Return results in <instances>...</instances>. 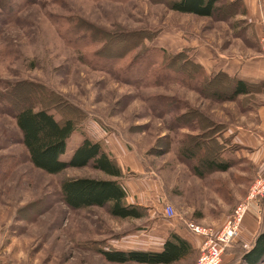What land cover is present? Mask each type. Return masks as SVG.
Segmentation results:
<instances>
[{"label": "rangeland", "instance_id": "rangeland-1", "mask_svg": "<svg viewBox=\"0 0 264 264\" xmlns=\"http://www.w3.org/2000/svg\"><path fill=\"white\" fill-rule=\"evenodd\" d=\"M55 17L57 26L52 19ZM65 18L93 31L98 40L92 46L73 48L61 36L67 29ZM233 20L179 14L151 0H0V159L4 157V163L12 160L11 169L0 167V264H113L99 253L106 247L160 252L162 248L157 245L171 233L191 236L183 221L166 218L159 203L162 195L168 197L179 218L202 226L217 229L232 216L261 178L258 166L242 146L229 141V145L224 142L213 148L210 142L203 144L212 135H202L210 130L214 137L220 135L227 124L242 118L247 123L257 120L256 114L264 110V92L227 101L205 97L198 88L173 80L159 86L140 80L135 84L119 78L116 67L101 68L108 61L107 55L99 67L91 64L89 55L102 51L105 40L111 38L112 52L120 54L117 49L123 43L122 35L135 42L137 36L152 35L146 45L158 48L161 33L176 40L170 34L182 29L213 39L229 54L253 57L254 53L233 41L231 25H236L238 32L248 30L245 45L262 55L249 25L236 21V17ZM144 52L143 45L137 46L121 66L143 58ZM148 55L146 64L157 62L156 53ZM141 60L140 68L144 65ZM34 83L53 93L48 103L43 100L44 107L69 113L76 105L86 113L85 124L69 139L61 160L70 161L86 137L100 141L122 169L123 186L129 196L132 192L135 196L131 202L143 206V219L115 218L108 207L72 210L65 204V180L108 178L92 166L49 175L32 165L21 142L15 109L5 102L4 94L18 84L16 96L24 103L35 93L30 87ZM215 87L212 90L218 94L227 92L224 85ZM34 103L35 108L42 107ZM179 117L182 123L177 121ZM186 136L199 137L188 141ZM205 157L219 158L231 168L200 178L194 167ZM262 197L250 201L247 213ZM260 216L264 228V213ZM199 255L196 252L178 264H197Z\"/></svg>", "mask_w": 264, "mask_h": 264}, {"label": "trees", "instance_id": "trees-1", "mask_svg": "<svg viewBox=\"0 0 264 264\" xmlns=\"http://www.w3.org/2000/svg\"><path fill=\"white\" fill-rule=\"evenodd\" d=\"M26 1L30 2L31 0ZM151 1L166 5L170 11L185 15H195L201 18H218L225 21L239 15H247V10L242 0L228 2L222 6H219L220 0ZM52 19L57 26L58 18ZM64 20L67 29L61 36L73 48H85L89 44L92 46L98 40L94 36L95 33L93 31H89L83 27L88 31V35L85 37V30L80 25L78 27V22H72L66 18ZM244 23L246 22L244 21ZM80 24L84 26L83 21ZM91 32L93 36L90 34ZM151 36L146 34L137 36L135 42L122 35L121 43H123L117 49L121 51L120 54L112 52V49H114L113 42H111L112 38L105 40L104 47L101 49L102 51L89 55L90 62L95 66L101 65L103 63L100 62L105 61L104 57L107 55L108 61L101 68L111 70L112 67H116L115 71L119 78L129 80V82L133 81L135 84H137V80H140L143 81V84L146 83L153 86L171 83L173 80L183 83L192 89L198 88L203 96H209L218 100L235 101L241 96L264 92V83H252L239 78H232L225 72L209 75L202 65L196 63L188 55V51L186 50L173 54L163 48L148 47L146 42L151 41ZM117 38L114 37V39ZM139 45L145 47L143 58H138V60L133 59L127 65L121 66L123 60L135 51ZM153 52L158 56L157 62L153 61V63L146 64V57H149L150 55L148 54H152ZM141 59L144 61V68H140L139 62L142 61ZM159 60L161 61L159 62ZM155 66H158L156 70L153 69ZM117 67L120 68L117 69ZM136 68L137 75H134ZM166 71H168L167 75L164 74ZM171 73L176 74V77ZM31 85L30 87L35 93L31 98L24 99L25 104L22 101L23 99L18 100L16 96L18 84L13 85L4 95L5 102L13 110L15 109L16 124L22 135L21 142L28 152L32 165L49 175H58L67 169H81L92 166L95 170L100 171L111 179L102 180L82 177L65 180L62 183V195L65 204L72 210L108 207L110 215L115 218L122 220L143 219V207L128 203V193L122 183L123 171L117 165L116 160L105 151L100 141H94L86 137L77 147L70 161L61 160V157L67 151L69 139L75 132H79V127L85 124L86 113L76 105H74L75 108L71 107L68 111L69 113L52 110V107H44L43 100L45 103H48L53 93H48L47 87L44 85L36 83ZM222 85L226 87L227 92L218 94V92L212 90L215 86L216 89ZM34 102H39L42 107L35 108ZM56 114L60 117L59 119ZM187 116L189 117L190 113H187ZM79 118H81L80 122ZM180 118L177 121L181 122L183 120V118ZM80 132L84 133V131ZM209 133L212 137H210L209 141H204L206 143L203 144L207 145L210 142L213 148H217L216 144H219V142L214 137L213 130L203 133L202 136L205 138L206 134ZM198 137L188 136L187 139L188 141H195ZM186 151L189 153L191 150L186 149ZM188 159L192 160L193 157L190 156ZM8 160L12 162L10 158ZM4 161V157H1L0 167L11 169V163H4ZM230 168L231 165L228 162H224L219 158L205 157L199 161L198 166L194 167V173L203 178L205 174L227 172ZM2 170L0 169V171ZM259 209L260 213L263 214L264 195L259 204ZM196 252H200L201 254V249H196L188 239L177 233L170 234L160 252L152 250L123 251L114 247L99 249V253L105 261L113 264H178L193 258ZM229 254L234 255V259L230 264H264L263 226H261L254 236L250 247L245 248L244 244L237 242L226 249L224 257Z\"/></svg>", "mask_w": 264, "mask_h": 264}, {"label": "crops", "instance_id": "crops-1", "mask_svg": "<svg viewBox=\"0 0 264 264\" xmlns=\"http://www.w3.org/2000/svg\"><path fill=\"white\" fill-rule=\"evenodd\" d=\"M233 1L235 0H220L222 4ZM242 1L247 10V15L237 16L236 21L242 20L241 22H246V26L249 25V31L251 32L250 35H253V38L255 39L256 44L259 47V35L261 33V30L264 28V0ZM230 20L232 21L233 19ZM235 26L231 25L232 33L234 32L233 34H235V38L233 39V41L238 42V46L245 47L251 53H254L253 57L245 58L241 57L240 55L229 54L226 50L219 48L213 39L203 37L201 38L193 34V31L184 32L182 29L175 30L172 32V34L169 33L171 37H177L178 39L176 40L166 37L167 34H165L164 32L161 33V35L157 38V41H161V45H156V47L163 48L167 51L175 53L185 50L188 51V55L196 63L202 65L209 75L216 74L218 72H225L232 78H239L252 83H264V57H262L261 54L257 53V49L245 45L246 42L244 41V39L249 33L245 31L248 30H245L244 32H238L236 31V29L238 28L236 27L235 29ZM250 35L248 36L249 38H251ZM245 40L247 41V39ZM258 114H256L257 120L251 121L249 123H247L244 118H242V120L238 123L227 124L228 127L224 129V131L222 130L220 135H217L215 137L221 146L222 144H224V142H226V146L229 145V141H232V144L242 146L243 149L250 151L249 157L251 161L258 166V177L260 176L264 179V110L259 111ZM259 117L261 119V122L258 119ZM82 141L80 142V144L82 143ZM109 179L111 178L108 177L107 179L102 180ZM131 199H135L133 192L130 196L128 193V203L142 206L138 203L131 202ZM260 214L261 213L259 205L254 204L250 206L247 216L241 225L240 235L237 239V242H241L242 244H244L245 248L250 247L254 236L262 226ZM227 220H225L224 223ZM221 227L217 228V230H220ZM179 235L182 236L181 234ZM182 237L188 239L196 249H200L202 240L200 237L193 234H191L190 237ZM164 242L165 240L159 243L157 246L162 248ZM233 259L234 255L229 254L224 257L223 263H230Z\"/></svg>", "mask_w": 264, "mask_h": 264}, {"label": "built area", "instance_id": "built-area-1", "mask_svg": "<svg viewBox=\"0 0 264 264\" xmlns=\"http://www.w3.org/2000/svg\"><path fill=\"white\" fill-rule=\"evenodd\" d=\"M259 42L264 57V28L259 35ZM263 195L264 179L258 178L248 199L235 209L232 216L224 223L220 230L199 225L191 220L188 221L184 218H179L175 207L169 203V199L165 195L159 197V203L166 218L183 221L185 223L184 229L187 232L202 239L200 247L201 254L197 264H223L226 249L236 243L239 238L241 224L246 217L247 207L250 201Z\"/></svg>", "mask_w": 264, "mask_h": 264}]
</instances>
